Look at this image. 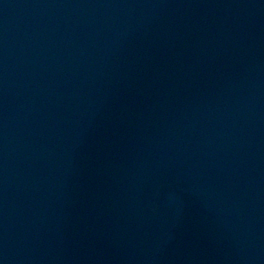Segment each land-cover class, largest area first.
<instances>
[{"label": "water", "instance_id": "1", "mask_svg": "<svg viewBox=\"0 0 264 264\" xmlns=\"http://www.w3.org/2000/svg\"><path fill=\"white\" fill-rule=\"evenodd\" d=\"M0 264H264V0H0Z\"/></svg>", "mask_w": 264, "mask_h": 264}]
</instances>
